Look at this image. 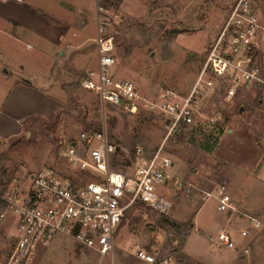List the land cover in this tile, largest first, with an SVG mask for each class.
Segmentation results:
<instances>
[{
  "label": "rangeland",
  "instance_id": "1",
  "mask_svg": "<svg viewBox=\"0 0 264 264\" xmlns=\"http://www.w3.org/2000/svg\"><path fill=\"white\" fill-rule=\"evenodd\" d=\"M235 1L0 0V16L22 24L42 27L40 19H28L29 8L45 11L49 21L54 17L77 22V39L53 49L42 46L33 32L25 35L12 21L4 23L8 32L0 31V95L7 79L22 75V81L33 79L62 104L54 120L26 123L19 137L0 142V262L11 254L16 229L15 216L4 199L10 194L26 196L31 178L45 169L70 179L84 175L61 158V148L82 132L101 129L105 122L111 141L126 152L136 147L155 152L163 146L177 176L209 192L227 183L226 194L239 214L230 220L228 213L218 210L217 201L203 200L198 194L172 195L168 215L135 203L116 231L113 258H101L72 239L59 238L39 250L34 264H144L132 254L135 248L153 254L156 264L169 259L171 264H264L262 85L241 89L231 103L222 106L218 94L203 110L210 122L202 129L184 130L166 143L160 116L142 106L135 113L108 104L103 107L81 85L86 73L97 70V11L102 9L100 16L115 44V79L133 83L145 96L162 90L187 95ZM253 61L264 81V57L256 55ZM223 87L218 83L219 89ZM123 162H129L127 156L117 160L115 169L130 174ZM87 181L83 178L80 184ZM249 217L261 222L260 229H253ZM243 229L250 231L245 240L240 235ZM224 230L238 246L250 248L248 257L211 241Z\"/></svg>",
  "mask_w": 264,
  "mask_h": 264
},
{
  "label": "built area",
  "instance_id": "2",
  "mask_svg": "<svg viewBox=\"0 0 264 264\" xmlns=\"http://www.w3.org/2000/svg\"><path fill=\"white\" fill-rule=\"evenodd\" d=\"M101 14L103 10L98 9L97 70L86 73L81 85L94 93L103 107L108 104L135 113L142 106L160 116L165 143L184 130L202 129L210 122L203 110L218 94L222 106L231 103L243 88L253 84L264 87L259 69L253 64L254 56L264 57V0L235 1L195 84L185 96L169 90L145 96L133 83L117 81L115 44ZM218 83L224 87L219 89ZM59 155L84 172L82 176L88 181L80 184L82 176L70 179L45 169L31 178L26 196L8 195L4 202L16 219L15 244L0 264H34L39 250L59 238L72 239L101 258H113L115 234L127 209L144 203L168 215L173 207L172 195L189 198L198 194L203 200L217 201L218 210L228 213L229 218L239 214L225 186L209 192L177 176L175 164L163 146L155 152L142 147L126 152L111 141L105 122L101 129L82 132L64 144ZM124 156L129 162H123V168L130 174L114 168ZM249 223L253 229L262 225L250 217ZM249 234L247 229L240 231L244 240ZM211 241L242 258L250 254V248L238 246L226 230ZM132 254L144 264H156L154 255L142 248L133 249ZM171 263V259L163 262Z\"/></svg>",
  "mask_w": 264,
  "mask_h": 264
},
{
  "label": "crops",
  "instance_id": "3",
  "mask_svg": "<svg viewBox=\"0 0 264 264\" xmlns=\"http://www.w3.org/2000/svg\"><path fill=\"white\" fill-rule=\"evenodd\" d=\"M44 12L35 8H29L27 12L28 19L30 18L32 21L40 19L42 21L41 28L33 25L34 23L28 25V22L25 23L23 21L22 24L19 21L0 16V31L4 33L8 32L9 28L4 23L12 21L20 28V31L26 33L25 35L33 32L35 36L41 38L40 44L42 46L43 44L44 46L48 44L52 46V49L53 47L63 46V44L68 43L71 39H77L76 31H74L77 29L75 26L77 22L72 23L63 18L54 17H51L53 19L49 21L47 19L49 15ZM84 26L85 23H83L82 27ZM27 47L29 48L30 46ZM39 50L43 51L41 46ZM45 54L49 56V53L46 52ZM21 78H23L22 75H12L10 79H7L4 91L0 95V142L13 137H19L24 130V124L31 118L34 121L36 119L54 120L57 111L62 107L59 99L50 95L48 91L37 87L33 79H29L31 85H28ZM223 184H220V186H227V183ZM244 216L247 215H241L240 218L242 219ZM229 219L231 220L232 218Z\"/></svg>",
  "mask_w": 264,
  "mask_h": 264
},
{
  "label": "trees",
  "instance_id": "4",
  "mask_svg": "<svg viewBox=\"0 0 264 264\" xmlns=\"http://www.w3.org/2000/svg\"><path fill=\"white\" fill-rule=\"evenodd\" d=\"M31 121H34V119L33 118H31V119H29V120H27V122L26 123H29V122H31ZM123 166V165H122ZM116 167V164H114V168Z\"/></svg>",
  "mask_w": 264,
  "mask_h": 264
},
{
  "label": "water",
  "instance_id": "5",
  "mask_svg": "<svg viewBox=\"0 0 264 264\" xmlns=\"http://www.w3.org/2000/svg\"><path fill=\"white\" fill-rule=\"evenodd\" d=\"M25 83H27L28 85H31V82L28 80H23ZM75 146V144H73Z\"/></svg>",
  "mask_w": 264,
  "mask_h": 264
}]
</instances>
